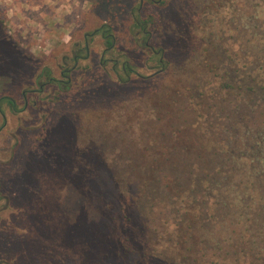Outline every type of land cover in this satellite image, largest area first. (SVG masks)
I'll return each mask as SVG.
<instances>
[{
	"label": "rangeland",
	"instance_id": "obj_1",
	"mask_svg": "<svg viewBox=\"0 0 264 264\" xmlns=\"http://www.w3.org/2000/svg\"><path fill=\"white\" fill-rule=\"evenodd\" d=\"M218 1H145L150 44L164 49L167 62L159 72L133 30L140 0H0V98L18 104L16 111L0 106V264H120L109 253L124 227L119 191L136 194V174L126 169L142 164L139 155L156 139L161 150L164 134L169 141L185 135L169 127L194 118L189 93L176 94V84L195 52L196 12ZM103 24L115 35L106 58H127L137 73L122 82L112 61L102 65L99 34L68 91L30 90L44 67L60 76L74 42Z\"/></svg>",
	"mask_w": 264,
	"mask_h": 264
},
{
	"label": "trees",
	"instance_id": "obj_2",
	"mask_svg": "<svg viewBox=\"0 0 264 264\" xmlns=\"http://www.w3.org/2000/svg\"><path fill=\"white\" fill-rule=\"evenodd\" d=\"M132 18L142 42L150 39L153 19L143 16L141 1ZM195 30V52L176 84V94L189 93L194 118L169 122L185 135L169 141L164 134L161 150L156 139L139 155L142 164L127 167L136 194L119 191L124 227L109 253L120 264H264V0L214 2L196 12ZM87 33L90 42L102 34L105 47L115 45L107 24ZM142 44L158 58V71L166 69L164 49ZM123 66L130 77L137 73L127 58L116 70ZM3 104L18 107L9 96Z\"/></svg>",
	"mask_w": 264,
	"mask_h": 264
},
{
	"label": "flooded vegetation",
	"instance_id": "obj_3",
	"mask_svg": "<svg viewBox=\"0 0 264 264\" xmlns=\"http://www.w3.org/2000/svg\"><path fill=\"white\" fill-rule=\"evenodd\" d=\"M140 1H141V7H142L144 5V3H145V0H140ZM152 1H154L156 3H163V0H152ZM91 35L92 34L87 33V34L84 35V40L83 41L74 42L75 48L73 50L72 58H71V56L66 55V56H64V58L66 59L65 62H64V59H63V63H60V76H57L56 74H54L53 70L50 67L49 68L47 67L49 71H47V73L44 72V77L40 76V74H41V72H40L39 75H38V78L36 79L38 87L30 89V90L43 92L45 90L46 86L51 85V86L57 87L59 92L68 91L71 88L72 82H73L72 81V72H73V70L80 66V64H81L80 61L88 58V56L90 55V50H91V46H92V42H93V41L90 42V39H89V37ZM136 35L138 36V41H141V35L142 34H140V31H138L136 33ZM151 36H152V34H151ZM151 36H150V39L147 38L146 41H144V39H143V42H145V44L148 45V46H152V44H149L150 40H151ZM113 47L114 46H112V47H110V46L107 47L106 46L104 48V50L102 52V57H101L102 65L107 66V64L109 62L107 60H110V59L106 58V55H107L108 52H109V54L113 53V51H114ZM155 49L156 48L154 47V51L157 50V49L156 50ZM111 60L113 62V66H112L113 69L115 71H117L116 70V64L119 61V57H117V58H113L112 57ZM70 62H72V65H70ZM128 72L129 71L124 67V71H123L124 75H127L130 78V75H129ZM119 78L121 79L120 76H119ZM30 90L29 89H25L23 91L24 100H25L24 101V106L25 107H27L28 104H29L28 92ZM16 104H17V101H16ZM0 186H1V184H0ZM0 198H1V195H0Z\"/></svg>",
	"mask_w": 264,
	"mask_h": 264
}]
</instances>
